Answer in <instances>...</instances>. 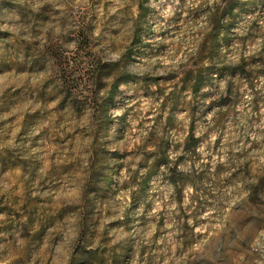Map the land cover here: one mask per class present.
<instances>
[{
  "label": "clouds",
  "instance_id": "9594fccd",
  "mask_svg": "<svg viewBox=\"0 0 264 264\" xmlns=\"http://www.w3.org/2000/svg\"><path fill=\"white\" fill-rule=\"evenodd\" d=\"M0 264H264V0H0Z\"/></svg>",
  "mask_w": 264,
  "mask_h": 264
}]
</instances>
